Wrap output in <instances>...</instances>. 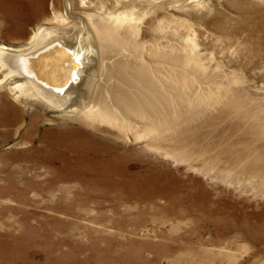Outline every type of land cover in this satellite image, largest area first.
Instances as JSON below:
<instances>
[{"label":"bare ground","instance_id":"6f19581e","mask_svg":"<svg viewBox=\"0 0 264 264\" xmlns=\"http://www.w3.org/2000/svg\"><path fill=\"white\" fill-rule=\"evenodd\" d=\"M44 2L18 0L17 4L34 9V17L42 14ZM10 3L0 0L7 31L23 36V23L14 20L29 22L33 18L14 12ZM105 3L100 4L101 9ZM74 20L83 24L74 39L67 35V28L53 26L40 28L27 45L0 44V87H7L18 104L0 101V143L17 129L16 122L18 128L23 125L20 113L26 103L34 109L22 144L34 136L41 110L75 113L63 119L66 123L61 127L40 134L29 149L0 157V227L5 229L0 232V264H78L81 251L87 250L83 245L71 244L43 263L35 250L53 239L49 227L63 234L76 225L78 210L139 216L141 226L146 219L157 226L163 224L156 221L158 217L164 221L189 219L185 233L162 232L165 240L137 241L140 250L135 254L115 256L95 249L96 257L108 258L110 264H129L125 257L138 258L133 264H161L164 257H171L172 264H227L235 262L238 249H248L251 244L264 251V207L238 200L231 191L216 193L195 176L183 179L163 159L215 168L232 175L236 182L264 185V149L255 145V137L264 136V101L252 97L248 101L247 94L238 89H232L231 95L225 93L224 104L239 116L242 132L217 156L203 160L210 146L199 144L198 124L185 114L174 118L169 101H161L160 108L158 87L142 89L137 96L118 89L106 100L89 94L87 85L99 71L102 58L105 74L129 79L138 88L137 79L126 76V67L129 73L140 74L148 65H139L130 56L146 50L157 54V47L161 61L196 71L210 82L211 74L191 39L181 33L185 43L176 49L172 41L176 30L170 28L169 19L152 22L145 39L140 37L142 24L133 14L106 16L103 11H83ZM261 56L255 62L257 67L264 61ZM233 81L239 83L241 78L233 77ZM222 153L230 157L224 161ZM207 233L211 234L206 237ZM65 237L53 239V250L71 241L69 233Z\"/></svg>","mask_w":264,"mask_h":264},{"label":"rangeland","instance_id":"374dc122","mask_svg":"<svg viewBox=\"0 0 264 264\" xmlns=\"http://www.w3.org/2000/svg\"><path fill=\"white\" fill-rule=\"evenodd\" d=\"M10 1L14 12L19 11L30 17L34 15V9L31 8V11L29 8L28 10L23 9L21 2L17 4L18 0ZM105 1V7L101 9L100 4ZM39 6L35 5V7ZM44 7L42 14L32 17L33 19L29 22L14 20L23 23L25 29L23 36H13L7 31L8 22L5 21L4 14L0 11V44L27 45L35 40L40 28L53 26L67 28V35L74 39L77 37L75 33L79 28L83 29V24L74 19L83 11L88 14H98L103 11L106 16L118 13L133 14L137 17L139 24H142L140 37L144 39L150 33L148 28L152 22L169 19L170 28L176 30L172 39L176 49L181 48L185 43L181 33L186 38H190L204 66L211 74L210 80L212 81L210 82L204 81L196 71L187 72L178 65L173 66L163 59L161 61L158 55L160 47H157V54L146 50L143 54L130 56V60L139 65L142 63L148 65V69L140 74L129 73L126 67V76L136 78L138 88L134 87L136 83L129 79L122 80L117 76L105 74L102 58L99 71L90 77L87 85L90 84L89 94L101 99L106 98V100L110 99V93H115L118 89L137 96L140 95L142 89L150 90L154 86L158 87L161 98L156 101L160 108L161 101H169L174 118L185 114L192 117L198 124V131L201 134L199 144L207 143L210 146L209 153L203 157V160L217 156L226 145L237 141L242 132L239 116L236 112H229L224 104L225 96L231 95L232 89L244 91L248 96V101L251 97L264 101V61L259 67L255 65L259 55L264 57V0H45ZM236 76L241 78V82L233 81V77ZM143 95L145 101H148L144 92ZM3 99L17 104L7 87H0V101ZM33 109L29 103L23 105L22 113H20V121L23 125L18 128L19 124L16 122L17 129L12 131L8 138L2 140L0 157L9 151L29 149L37 144L36 139L40 134L61 127L66 123L63 119L75 115L71 111L58 113L46 109L41 110V118L39 123L36 122L35 132L32 133L34 136L28 139L27 144H22V135L30 126V114L33 113ZM261 112L264 113V110ZM69 123L77 125L76 121ZM255 145L264 149L263 135L255 137ZM221 155L224 161L230 157L226 153ZM158 156L160 159L163 158L159 153ZM163 159L168 161L174 169L179 170L178 174L183 179L195 176L201 179L208 189L216 193L231 191L238 200L247 199L255 208L264 207L263 184H252L246 180L236 182L232 175L221 174L215 168L209 169L201 165L191 167L186 162L175 161L171 157ZM91 205L95 206L94 203ZM47 212L52 215V212ZM76 213H78L75 217L76 225L70 226L67 234L63 233L65 236L69 233L72 242H65L59 249L60 251L53 250V239L66 237L49 227V231L52 230L51 233L54 234L53 239L51 238L47 246L44 244L40 245L41 247L35 246V250L39 251V262L43 263L48 256H58L59 252L68 250V246L75 244L87 248L81 251L80 258H77L78 264L85 262V264H110L111 261L108 258L101 260L96 257L95 249L108 251V254L115 256L124 253L135 254L140 250L137 241L165 240L162 232L180 235L190 227L189 219L178 221L179 219L166 218L167 220L164 221V217H158L156 221L163 224L157 226L156 222L146 219L142 222L144 225L141 226L137 224L141 222L139 216L124 215L123 217L111 214L106 216V214H99L96 210L89 213L78 210ZM57 216L59 214H56ZM62 216L65 217V215ZM30 222L36 224L33 219H30ZM119 222H123V225L119 226ZM4 231L5 229L0 227V232ZM210 234L207 233L205 236L208 237ZM206 247L210 248V246ZM146 255L150 257L151 253L147 251ZM125 259L129 264L138 263V258L129 260L125 257ZM243 262L264 264V251L259 246L251 244L248 249H238L235 262L229 261L227 264ZM160 263L172 264L174 260L171 257H164Z\"/></svg>","mask_w":264,"mask_h":264}]
</instances>
